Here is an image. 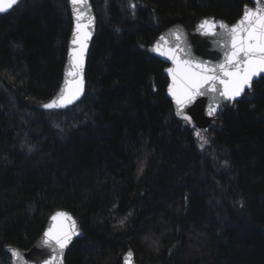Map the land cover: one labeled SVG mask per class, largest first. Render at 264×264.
<instances>
[{"label": "trees", "instance_id": "16d2710c", "mask_svg": "<svg viewBox=\"0 0 264 264\" xmlns=\"http://www.w3.org/2000/svg\"><path fill=\"white\" fill-rule=\"evenodd\" d=\"M92 5L86 93L67 110L43 105L64 77L69 0H21L0 15V264L61 209L82 231L65 264H122L129 249L138 264H264V77L198 137L150 50L172 25L230 24L253 1Z\"/></svg>", "mask_w": 264, "mask_h": 264}, {"label": "snow or ice", "instance_id": "6c2138e0", "mask_svg": "<svg viewBox=\"0 0 264 264\" xmlns=\"http://www.w3.org/2000/svg\"><path fill=\"white\" fill-rule=\"evenodd\" d=\"M19 0H0V13L12 9L18 4ZM73 5V14L77 21L76 31L81 35H78L73 43H80L79 54L74 58V62L68 75L77 77V79L70 83L74 87H70L66 94H62L59 97V103L56 99L43 105L46 109H53L61 106H66L74 102L83 90V77H82V65L84 52L86 51V41L90 37L91 32L87 31L90 25L94 24L95 18L88 17L87 23H80L81 20L88 15V11L84 10L80 6L87 5L88 0H69ZM256 7L254 9L245 6L243 15L235 25L228 26L221 22L217 25L214 21L205 19L200 27L207 28L208 33L212 36H217L215 29L219 27L224 30L222 47L225 50V62L213 67L207 66L205 62H196L190 60H181L177 64V70L180 71V84L179 86H173L169 88V92L173 95L176 104L181 109L185 104L194 102L197 96L205 95L207 92H218L221 97L228 101H234L245 90V88L251 89L252 80L254 77L264 73V4L260 0H255ZM135 7V5H132ZM90 11V9H89ZM207 34V33H206ZM177 41L181 40L179 32L175 36ZM164 39V37H161ZM181 53L184 52L183 48L179 47V44L170 48L167 53L163 55H169L173 60H178L176 50ZM228 65L230 67H225ZM195 68L196 70H193ZM169 73H174V69H168ZM223 77H228L224 79ZM175 80V75H174ZM216 82L223 85V89H218ZM219 104L210 108L209 115L213 114ZM180 114V113H178ZM187 119H191L187 117ZM199 137V132L197 133ZM204 141L203 137H200ZM206 142V141H204ZM57 216L67 217L66 213H58ZM54 216L52 219L55 220ZM73 228H75V221L72 222ZM73 232H69L65 229L53 231L49 229L44 233L43 245L56 250L57 246L62 251L67 247L71 241ZM17 255V253H13ZM131 253H129V256ZM44 264H49V261H45Z\"/></svg>", "mask_w": 264, "mask_h": 264}, {"label": "water", "instance_id": "95a60500", "mask_svg": "<svg viewBox=\"0 0 264 264\" xmlns=\"http://www.w3.org/2000/svg\"><path fill=\"white\" fill-rule=\"evenodd\" d=\"M20 1L21 0H19L18 4L14 6L12 9L17 7ZM251 1H253V5L247 7L254 9L256 7L255 0H251ZM260 2L264 4V0H260ZM73 7L74 6L70 4V9L72 12V20H73V28H72L73 32L69 40L68 57L63 72V76H64L63 81L56 95L46 103L51 102L53 99H56L57 102L59 103L60 95L66 94L67 90L70 87H74V85H72L70 82L77 79V77L68 75L69 71L72 68L74 58L79 54V50H80V43L79 42L73 43L76 37L78 35H81L76 31L77 21L73 14ZM80 7L88 11V15L85 16V18L81 20L80 23H87L89 16L95 18L94 24L90 25L89 28L87 29V31L91 32V35L86 41L87 48L86 51L84 52V58H83V65H82L83 90L80 93L79 97L75 99L73 103L53 109H46L43 107L44 110H67L68 107H72L78 104V102L84 98V95L86 93L87 86H86L85 74L88 66L87 62L90 54L89 52L94 42L93 40L97 34L98 19L96 18L95 9L93 8L92 5V0H88L87 5H82ZM12 9L0 13V15L8 14ZM241 17L235 22L230 24L221 18L216 19L213 16L204 17L201 20H199L195 25L196 27L191 30L177 23L165 29L160 35H158L156 37V40L153 42L152 46L150 47L152 54L156 55L161 59V61L167 64V67L165 69V73L169 78L168 81L169 84L167 86V94L169 95L172 104H174L176 115L181 117L184 116L190 117L191 125L195 129H197L201 134L206 133L211 129L212 122L217 118L218 113L220 112L224 103H230L241 100L246 94V92L249 91V89L245 88L244 92L234 101L225 100L223 97L219 95L218 92L209 91L205 95L197 96L194 102L190 104H185L181 109L176 104L173 95L169 92L170 87L179 86L180 84V71L177 70V64L179 61L185 59L196 62H205L209 67H213L224 63L225 50L222 47V43H223L222 38L224 36V30L217 27L215 31L217 32L218 35L214 37L210 33H208L207 28H201L200 25L205 19H208L210 21H214L217 25L223 22L228 26H232L235 25L237 21L241 19ZM177 32H179L181 36L180 41H177L175 38ZM161 37H164V39H161ZM177 44H179L180 48L184 49L183 53H181L178 49L176 50V55L179 58L178 60H173L169 57V55L162 54V53H167L170 48H174V46H176ZM225 67H230V66L225 65ZM170 68L174 69V73H169L167 71ZM193 70L196 69L193 68ZM174 75H175V80L173 78ZM221 76L224 79H228V77H223L222 73ZM263 77H264V73H261L260 75L254 77L252 80L251 88L253 87L255 82L261 80ZM216 86L218 89L221 90L223 89V85L219 84V82H216ZM217 104H219V107L216 109V111L213 114L209 115L210 108L214 107ZM58 213H66L67 217H70V219L62 216H57ZM54 216L57 217L55 220L52 219ZM47 221L48 223L42 235L35 242L36 244L29 249V251H23L20 249L13 250L15 253H17V255L14 256V264H44L46 260L49 261V264H65L67 250L73 245L74 241L82 235V231L80 230L78 220L75 218L73 213L69 212L68 210L61 209L52 213ZM73 221H75V228H73V224H72ZM50 228L53 229V231L65 229L68 230L69 232L75 233L72 235L71 241L68 243L67 247L64 248L62 251L58 248V246L56 250L53 251L52 248L43 245L42 241L44 239V233L47 232ZM129 253H131L130 256ZM122 262H123L122 264H138V262L135 259L134 251L129 249V251L123 255Z\"/></svg>", "mask_w": 264, "mask_h": 264}, {"label": "bare ground", "instance_id": "6f19581e", "mask_svg": "<svg viewBox=\"0 0 264 264\" xmlns=\"http://www.w3.org/2000/svg\"><path fill=\"white\" fill-rule=\"evenodd\" d=\"M156 39V38H155ZM152 46V45H151ZM50 101V100H49ZM48 102V101H47ZM46 103V102H45ZM13 253H14V251H13Z\"/></svg>", "mask_w": 264, "mask_h": 264}, {"label": "rangeland", "instance_id": "374dc122", "mask_svg": "<svg viewBox=\"0 0 264 264\" xmlns=\"http://www.w3.org/2000/svg\"><path fill=\"white\" fill-rule=\"evenodd\" d=\"M205 138H206V136H205Z\"/></svg>", "mask_w": 264, "mask_h": 264}]
</instances>
